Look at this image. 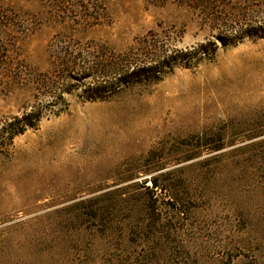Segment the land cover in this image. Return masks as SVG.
<instances>
[{"label":"rangeland","instance_id":"rangeland-1","mask_svg":"<svg viewBox=\"0 0 264 264\" xmlns=\"http://www.w3.org/2000/svg\"><path fill=\"white\" fill-rule=\"evenodd\" d=\"M259 28L264 0H0V264H264Z\"/></svg>","mask_w":264,"mask_h":264},{"label":"trees","instance_id":"trees-1","mask_svg":"<svg viewBox=\"0 0 264 264\" xmlns=\"http://www.w3.org/2000/svg\"><path fill=\"white\" fill-rule=\"evenodd\" d=\"M254 34L259 36V37H263L264 36V29L263 28H259V29H254ZM209 50V47H207L206 45H202L200 44L198 46V48H196V52L199 54H207ZM188 53H191L190 51ZM188 53H185L184 55H187ZM183 56H176V54H171L167 56V60H154V66H142L139 67L138 65L136 68L133 67L132 68V72L131 73H116L115 68H117L118 72L123 71L122 65H123V61L117 59L116 61H109L108 63L104 64L102 68L99 67V69L97 70V76L100 77H104L107 76V73H101L102 70L104 69L103 72H105V70H109L110 74H114V75H118V77L116 79H118L119 81H117V84H120L121 82H126L128 81H133V79L136 80V82H154L157 79H160V77H158L159 73H161L162 68L168 66L171 61H175L177 60V58H179V60H185L186 58ZM170 61V62H169ZM126 71V70H124ZM127 79V80H126ZM58 90V88H57ZM89 91V90H88ZM101 91H106L105 88L103 89H94V90H90V99L91 100H96V98L94 97L95 93L101 92ZM56 92V91H54ZM53 92V93H54ZM87 92V91H86ZM52 93V94H53ZM54 98L63 101L62 97L60 94H53L51 95ZM89 100V99H87ZM46 108V107H45ZM44 111L42 108L40 109H32L27 113H24L20 118L15 119V122L13 123H9L8 127L10 128L7 132H8V137L11 139L13 138V136L22 133L26 128H35L37 126L38 121L40 120V118L43 116Z\"/></svg>","mask_w":264,"mask_h":264}]
</instances>
